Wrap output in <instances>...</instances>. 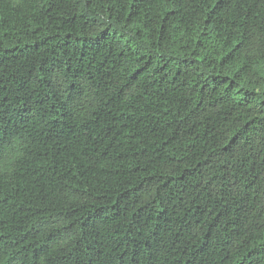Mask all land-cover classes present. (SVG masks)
Listing matches in <instances>:
<instances>
[{"label":"trees","instance_id":"trees-1","mask_svg":"<svg viewBox=\"0 0 264 264\" xmlns=\"http://www.w3.org/2000/svg\"><path fill=\"white\" fill-rule=\"evenodd\" d=\"M263 4L0 0V264H264Z\"/></svg>","mask_w":264,"mask_h":264},{"label":"bare ground","instance_id":"bare-ground-1","mask_svg":"<svg viewBox=\"0 0 264 264\" xmlns=\"http://www.w3.org/2000/svg\"><path fill=\"white\" fill-rule=\"evenodd\" d=\"M223 1H225V0H223ZM242 1H243V0H242ZM244 1H245V0H244ZM252 1H253V0H252ZM259 1H260V0H259ZM238 2H239V1H238ZM240 2H241V1H240ZM246 2H247V1H246ZM246 2H245V3H246ZM256 2H258V1H256ZM227 3H228V2H227ZM234 3H235V2H234ZM241 3H242V2H241ZM241 3H240V4H241ZM253 3H254V2H253ZM225 4H226V3H225ZM242 4H244V3H242ZM242 4H241V5H242ZM221 5H222V4H221ZM229 5H230V4H229ZM231 5H232V4H231ZM255 5H256V4H255ZM263 5H264V4H263ZM222 6H223V5H222ZM222 6H221V7H222ZM226 6H227V5H226ZM232 6H233V5H232ZM251 6H253V5H251ZM221 7H220V8H221ZM239 7H240V6H239ZM242 7H243V6H242ZM179 8H180V7H179ZM263 8H264V7H263ZM183 9H184V8H183ZM246 9H247V7H246ZM168 10H169V9H168ZM252 10H253V9H252ZM254 10H255V9H254ZM254 10H253V11H254ZM170 11H171V10H170ZM221 11H222V10H221ZM237 11H238V10H237ZM244 11H245V10H244ZM248 11H250V9H248ZM182 12H183V11H182ZM254 12H255V11H254ZM259 12H261V11H259ZM262 12H263V11H262ZM262 12H261V14H262ZM223 13H225V12H223ZM244 13H245V12H244ZM251 13H253V12H251ZM170 14H171V13H170ZM226 14H227V13H226ZM258 14L260 15V13H258ZM244 15H245V14H244ZM239 16H240V15H239ZM256 16H257V15H256ZM261 17H262V16H261ZM246 18H247V17H246ZM251 19H252V18H251ZM259 19H260V18H259ZM241 20H242V19H241ZM263 20H264V19H263ZM233 21H234V19H233ZM239 21H240V20H239ZM251 21H252V20H251ZM237 22H238V21H237ZM252 22H253V21H252ZM239 23H240V22H239ZM246 23H247V22H246ZM241 24H242V23H241ZM259 25H260V24H259ZM258 27H259V26H258ZM251 28H252V27H251ZM245 29H246V28H245ZM247 36H248V35H247ZM233 219H234V218H233ZM238 221H239V220H238ZM233 223H234V222H233ZM233 228H234V227H233ZM237 228H238V227H237ZM235 230H236V229H235ZM240 232H241V231H240ZM240 232H239V233H240ZM240 244H241V243H240Z\"/></svg>","mask_w":264,"mask_h":264}]
</instances>
